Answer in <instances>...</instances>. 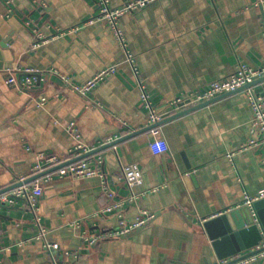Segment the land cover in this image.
<instances>
[{
    "label": "crops",
    "instance_id": "0c3cea01",
    "mask_svg": "<svg viewBox=\"0 0 264 264\" xmlns=\"http://www.w3.org/2000/svg\"><path fill=\"white\" fill-rule=\"evenodd\" d=\"M7 1L0 0V190L32 176L41 153L66 162L82 155L79 145L93 150L149 127L140 82L165 119L174 114L172 100L230 78L239 64L264 68L257 0H156L125 14L120 25L139 76L106 20L85 24L98 16L97 0H12L10 18ZM109 1L120 8L127 0ZM56 28L65 33L54 36ZM110 66L118 72L90 96L62 79L83 85ZM16 68L45 73L20 90L8 83V70ZM255 88L264 96V83ZM253 115L250 96L241 90L85 158L103 159V178H40L38 213L48 239L79 255L56 256L71 264H223L200 220L247 206L246 193L264 190L259 150H240L251 137ZM156 137L168 142V153L153 154ZM131 163L144 176L133 192L158 186L156 192L131 199L122 175ZM103 185L125 202L119 211L97 213L110 202ZM142 210L154 218L140 231L97 244L86 240L122 220L136 221ZM38 231L23 203L0 208V246L23 242L1 255L0 264H54L43 241H26Z\"/></svg>",
    "mask_w": 264,
    "mask_h": 264
},
{
    "label": "built area",
    "instance_id": "2783aa9c",
    "mask_svg": "<svg viewBox=\"0 0 264 264\" xmlns=\"http://www.w3.org/2000/svg\"><path fill=\"white\" fill-rule=\"evenodd\" d=\"M156 0H127L120 8H112L109 0H97L98 5V16L89 20L85 24H92L95 20H106L110 27L113 30V33L123 47L126 52V60L129 62L137 76L140 75L139 68L136 63L135 56L128 49L127 38L121 28L120 19L127 13L133 12L139 8H142L148 4L155 2ZM12 0L7 1L9 5L8 13L6 15L7 18H10L13 15L12 9ZM43 6H45L43 4ZM257 8L260 10L262 17V36L264 39V0H257L256 2ZM46 7V6H45ZM28 26L31 27V22H27ZM56 33L54 36H59L65 31L62 29L56 28ZM36 32V30H33ZM37 38L39 41H45V36L42 34H37ZM47 40V39H46ZM52 71V70H51ZM54 72V71H53ZM118 72L116 66H110L102 69L98 72L93 78L88 80L83 85H75L71 84L69 78L66 76H62V79L72 87L73 90L85 95L90 96L93 90L104 81L107 77L114 75ZM45 73V72H44ZM40 70H34L29 68H16L15 70H8V83L12 86L19 88L20 90L31 89L36 85L39 80H42L43 74ZM57 73V72H56ZM264 76V68L258 69L253 68L247 64H239L237 70L231 75L230 78L226 80L214 81L203 89L195 90L189 92L187 94H183L178 96L174 100L170 102V106L173 109V113H177L183 111L185 109L197 106L203 102L214 99L218 96L229 92H235L248 84L254 82L255 80ZM142 89V104L144 107L148 108L150 111V125H154L163 120V117L157 112L156 108L153 106L151 95L148 92L146 86L140 82ZM247 94H249L251 99V104L253 108V119L251 125V137L247 144L241 146L240 150L255 148L259 150L261 154L262 161L264 162V96L256 90L255 86L244 89ZM47 102L45 97L37 100V104L40 106H44ZM71 131L76 134L77 138L79 137L77 130L74 128V124L71 125ZM134 132V130H130L128 134ZM115 139H111L105 144L112 142ZM151 150L155 155H161L169 152V144L162 137H156L151 140L150 143ZM77 151H81V153H87L91 149L86 146L79 145L76 148ZM75 153H73L74 155ZM233 156V153L229 155ZM67 162V161H66ZM62 159L56 155H45L43 153L39 154V161L34 167V174L50 169L54 166L62 164ZM103 159L101 157H97L93 160L84 159L75 163L68 164L58 169L57 171L47 174L44 179L52 180L54 178H64L67 176L73 178H89L94 176L104 177L103 174ZM33 174V175H34ZM122 175L128 186V188L133 192L134 188L143 184L144 176L141 167L136 163L126 164L122 166ZM28 177L22 176L18 179L17 182H24ZM159 187L152 188L140 194H135L133 192L131 199H138L141 196L146 195L150 192H156ZM103 190L107 194L110 202L104 208H102L98 214L105 215L107 213L117 212L119 211L125 202L116 201L115 196L111 193L105 185H103ZM43 182L38 179L32 183L24 184L18 188L13 189L12 191L3 193L0 195V208L4 206H16L20 204H24L25 208L31 211L34 214V222L39 227L38 233L34 236L28 238V240H41L43 241L44 249L50 254L51 259L54 264H71L68 260H61L60 257H57V252H62L63 256L67 259L69 256H74L76 259L79 257L77 253L73 254L70 250H63L59 243L53 242L49 237V232L47 228L43 225L42 217L39 215V199L43 196ZM264 199V190H260L258 193L251 195L246 193L244 199V205L252 207L254 202ZM224 214V213H221ZM220 214V215H221ZM216 217V216H215ZM154 218V214L147 210H142L139 217L134 222H127L126 220H122L118 228L114 230H109L96 236H92L87 238L86 240L90 244H97L98 242L105 239H114L120 238L122 236H126L133 232L135 229L140 228L146 225L149 221ZM208 219L200 220L203 225L205 221ZM74 226L79 227L80 222L73 223ZM23 242H18L12 245H3L0 246V256L4 253H7L12 250L15 246L22 245ZM260 250L246 258H243L234 264H253L256 262H261L264 264V239L260 241L259 245L252 249V251ZM243 254L239 255L242 256Z\"/></svg>",
    "mask_w": 264,
    "mask_h": 264
},
{
    "label": "water",
    "instance_id": "95a60500",
    "mask_svg": "<svg viewBox=\"0 0 264 264\" xmlns=\"http://www.w3.org/2000/svg\"><path fill=\"white\" fill-rule=\"evenodd\" d=\"M262 83H264V76L235 92L223 94L214 99L198 104L197 106L177 112L154 125H150L147 128L127 134L119 139L104 144L103 146L93 149L74 159H71L50 169L34 174L28 177L24 182H17L7 188L0 190V195L12 191L13 189L18 188L24 184L32 183L46 176L47 174L57 171L63 166L78 162L104 149L111 148L120 142L132 138L135 135L142 134L143 132H146L150 129L161 126L166 122L172 121L191 112L199 110L205 106L212 104L215 101L220 100L221 98ZM261 90L262 89L258 91L261 92ZM143 227L144 226L137 228L133 232H138ZM203 227L213 243V247L215 249L218 259L222 261L223 264H234L235 262L260 251H252V249L256 248L259 245L260 241L264 239V199L254 202L252 207L242 206L235 210L211 218L204 222ZM241 254L243 255L239 256Z\"/></svg>",
    "mask_w": 264,
    "mask_h": 264
}]
</instances>
